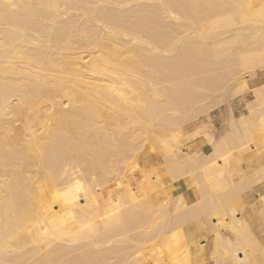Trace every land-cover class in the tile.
<instances>
[{"label":"bare ground","instance_id":"1","mask_svg":"<svg viewBox=\"0 0 264 264\" xmlns=\"http://www.w3.org/2000/svg\"><path fill=\"white\" fill-rule=\"evenodd\" d=\"M100 1L0 0V264H191L192 254L202 251L208 238L214 264H264V132L255 124L257 114H240L231 121L239 150L229 151L217 143L209 146L220 162L219 171L228 175L220 193L190 201L175 195L176 185L165 186L172 179L159 178L145 180L138 196L135 187L115 193L113 180L120 176L112 166L127 159L123 157L127 144L132 145L131 153L138 149L143 154L145 141L150 140L153 155L174 153L183 146L180 129H169L176 112V100L171 101L176 96L170 98L176 91L167 99L156 93L161 88L153 89L157 83L176 84V68L165 67L168 51L164 59L152 61L147 53L123 49L125 43L116 40L127 30L117 27L127 18L131 23L133 12L135 17L153 13L156 20L160 15L176 18V0L164 6L155 0L162 7L157 11L149 10L155 5L143 2L131 13L125 5L104 11ZM260 6L249 10L261 18L264 4ZM70 7L90 12L97 29L86 17L88 26L81 25L83 30H64L54 18ZM249 10L239 11L240 21L248 19ZM138 22L141 26L145 21ZM147 45L151 47L150 41ZM257 46L238 54L240 69L264 65V44ZM158 53L155 56L160 57ZM130 114H152L154 123L148 126ZM123 115L125 123L133 119L137 124L135 131L113 127ZM211 132L205 114L192 137L202 136L209 145ZM247 149L254 153L244 152ZM142 156L146 161L151 155ZM215 198L227 210L221 214L224 227L211 224L209 207ZM184 202L187 208L176 212ZM148 234L146 242L141 241L144 247H136V237Z\"/></svg>","mask_w":264,"mask_h":264},{"label":"rangeland","instance_id":"2","mask_svg":"<svg viewBox=\"0 0 264 264\" xmlns=\"http://www.w3.org/2000/svg\"><path fill=\"white\" fill-rule=\"evenodd\" d=\"M126 1L128 0H120V1L119 0L118 1L117 0H105V1L102 0V2L100 1L99 4L102 3V5L100 6H103L104 11L106 9H107L106 11L113 10L112 7L116 5L117 6L125 5V7H127V10L130 9L129 13H131L130 11L132 12L135 11L133 8H136V7L138 8L139 4H142L143 2H144L143 4H146V3L149 4V6H153V5H155V7L160 6L159 8H155L154 6L150 7L149 10H152V11H157V10H160V8H162L161 4H159L158 6V3L160 2H154L155 0H151V1L149 0H137V1L129 0L128 2ZM166 1L167 0L161 1V3L164 2L162 4L163 6L170 4L169 2L170 0L167 1L168 3H166ZM188 1L190 4H192V7L194 5L193 10L194 8L196 11L198 9L201 10V11L200 10L197 11V12L200 11L198 13L199 15L195 14L197 13L196 11L192 12L193 11L192 7L190 8L191 6L190 4L187 5L188 2L186 0L184 1L181 0V2L176 0V15H175L176 18H173L174 16H172V18L171 16H169L170 18H168V17H165V15L163 16L160 15L159 17L155 15L158 18V20H156L154 19V17H152L153 13L151 14L152 16H150V14H148L147 12L146 13L143 12L140 15L137 13L138 17L137 16L135 17L136 14L133 12L132 14H134L133 15L134 17H131L132 15H130L131 23H129L130 20L129 18H127L128 20L127 19L123 20V22L125 21L124 22L125 25H123V22L121 21L120 25L117 27V29L121 27L123 28V30L127 28V30L126 29L124 30V32L126 31L128 32L127 34L122 32L123 31L122 30V31H119L120 33L122 32L119 38L116 37V40L119 41L120 44L125 43L124 45H121V48L123 49L141 51V53L143 51V53L145 54L147 53L148 55L147 57L149 56L152 57V61L155 60L156 58L161 59V57H163L162 59H164L167 51H168V54L172 53V56L171 54L170 56L166 54L165 59L169 58L168 59L169 61L167 64H165L166 65L165 67L168 69L173 68V67L176 68V84H173V85L171 84V86H166V85H162L161 83L159 84L157 83V85L154 86L155 88L153 89H155L154 91H158V88L159 90L161 88V91H158L156 93H158L159 97H161V94H162V98H164V96L165 97L167 96L166 97L167 99L170 98L168 96L170 95L169 93H171V91L172 92L176 91L175 93L171 94L172 97L170 98L171 100L173 97L176 96V99L173 98L171 100V101L176 100V112L173 113L175 115L172 118L173 122L171 121L170 123L171 127L169 126V129H173V128L180 129L182 133V135L180 136L181 138L180 141L183 146H181L180 148H177L174 153L153 155L154 149L153 151L148 150V147H149L148 145L151 146V142L150 140L149 142L148 140H146L145 141L146 148L143 154L145 155L148 153V155H151V156L149 157L148 160L145 161L143 160L144 156H142L143 155L142 152H140L137 149L135 150L137 152H133V153L136 155L138 154V155L137 156L134 155L133 153H131L132 145L127 144L125 146L126 149L124 150V153H123V157H127V159H122L120 162L115 163L112 166V170L113 168L115 169L113 170L114 173H117L120 176V178H116L113 180L114 181L113 188L117 191L115 193H118V191L122 192L124 189L125 190L133 189L135 187L137 190L136 196H138L141 192L140 189H141V185L143 184V182L145 180H150V179L153 180L155 178H159V181L162 179L164 180V182H166L169 179H172V182L169 181L168 183H165V186L170 187L173 184L176 185L175 195L182 196V197L188 196L190 201L192 199H197L198 197L206 196L209 193H220V191L226 186L228 175H226V173L223 171L221 172L219 171L220 162L214 159L213 156L210 154V150H209L210 144L212 145V144L217 143L229 151L239 150V144L235 139L233 126L230 124L231 121L240 115L238 111L245 109L246 102L248 100H251L250 94L252 96V100L251 102L247 103V109L257 107L262 110V106H264L262 98L260 99L259 97L258 100L254 98L256 94L261 96V92H262V89L264 88V84L261 85L260 87H255V88L254 87L249 88L248 86L250 81L254 80V78H257L264 73V67L263 68H252L250 70L245 71V70L240 69L237 63L238 54H242V52L243 54H247L249 52L254 51L256 49L255 47L256 45L260 46L264 44V16L261 18L256 17L249 10L250 7L258 8L257 6H260V4H264V2L262 3V1L264 0H227V1L226 0L225 1L224 0H210L208 2L210 3L209 5H207L208 3L205 0L204 1L197 0V2L196 0L194 2H190L191 0H188ZM98 2L99 1H97L96 3ZM107 2H109L111 5H109V3L108 5H106ZM116 2H119V3H116ZM182 2L184 5L183 8L187 10L182 8L181 6ZM118 4H122V5H118ZM201 4L202 6L204 5V7H200ZM109 6H111V9L109 8ZM188 6H189V9H188ZM205 6L208 8H206ZM66 9H68V11ZM66 9L64 8L65 11L58 14L57 17L54 18V20L62 22L61 23L62 27L65 28L64 30L66 31H74L76 28H81V25H83L84 28H86L88 25L85 26L86 23L84 22H87V19H89L88 20L89 25L91 23L96 22V21L93 22L95 19L94 17L91 16L90 12L88 14V12L84 10H80L84 12L82 13L79 10L77 11L78 8L73 10L71 7L66 8ZM123 9L122 10L118 9V12L123 11ZM127 10L124 9V13H126L125 11ZM248 10L250 11V15L245 16V19L247 18L248 19L245 21H240L238 18L239 11L248 12ZM183 11L185 12V14ZM191 12L194 13L195 15H193ZM202 12L203 14L204 13L206 14L203 15ZM220 12H223V14L222 15L219 14ZM143 14H146V15H144L142 18ZM190 14L193 15L192 18ZM82 16H83V20H81ZM139 16L141 19H137L139 18ZM86 17L87 19H84ZM135 18L137 22L135 21ZM141 20L145 21L142 24H144V27L146 26V28L143 27V31L141 29L143 25L141 24L140 26V23L138 22V21L142 22ZM133 21L134 23H136V25L133 24ZM209 22H212V24L211 25L208 24L206 26V24ZM137 23H139V26L137 25ZM161 23H162V26H161ZM128 24L129 26L126 27V25ZM71 25L73 27L75 25L76 26L75 28H73ZM91 25L92 27L95 26L93 24ZM150 25H153V26H150ZM203 25L205 26L203 27ZM68 26L71 28H69ZM133 26L135 27L132 28ZM128 27L130 31L128 30ZM72 28L73 30H69ZM93 28L97 29L96 26ZM81 29L83 30V28ZM131 30L133 31L134 34L132 33ZM137 30L138 31L141 30V31L137 33L138 32ZM31 33L34 34L33 31ZM123 33L126 35L124 36ZM171 33L172 35H170ZM132 36L138 37V39H140V42H135V40L132 41L133 39H135L134 37L132 39ZM146 36H148L147 39H146ZM138 39L136 38L137 41ZM154 39L156 40L154 41ZM148 41H150L151 47L153 46L152 48L148 47L149 46L147 45ZM154 42H157L156 43L157 45ZM153 48H154V51H153ZM165 50H166V53H165ZM169 50H172V52ZM157 53L160 55V57L158 55H156L157 57L155 56V54ZM161 53H163L164 56H162ZM173 57H174V60H173ZM172 62L173 64L175 63L176 65L175 64L172 65ZM169 63H171L170 67H168ZM158 85H162V86L159 87ZM164 86L165 88H163ZM172 86H175V87H172ZM171 87L175 90L170 89ZM163 91L165 92L163 93ZM148 96L154 97L153 95L151 96L150 93ZM62 106L67 107L66 102H64ZM185 114L186 116H184ZM187 114H190V116L189 115L187 116ZM196 114H198V116H196ZM205 114H208V116L210 117L211 126H212V132L209 137L210 138L209 145L205 142L202 136L192 137V132L195 129L196 123ZM113 115L117 116L116 114H113ZM130 115H133L132 116L133 119L140 118L142 122L145 121L144 123L147 124L148 126H151L154 123V120L150 118L152 114H145V115L142 114V116L141 114H130ZM261 115L263 116L264 114H261ZM140 116L143 119H141ZM189 117H191V119ZM122 118H123V121H122ZM124 118H125V115H123L122 117H118L117 119H119V122H118L119 124L118 126L113 125V127H118L115 129L117 130L119 129L122 132H127L128 130L135 131L137 124L133 121V119H129L130 122L128 121V123H125L127 122L128 119L126 117L125 122H124ZM174 118H175L176 123L174 121ZM183 135L184 136L186 135V137H183ZM244 152H247L251 155L254 153V150L247 149ZM129 153H130V156H129ZM232 176L233 178L235 177V175L233 174ZM248 191L252 193L250 195V193L248 192L250 197H253L254 191H252L251 188ZM135 199L136 198H134V201ZM189 205L194 207L196 203L189 202ZM186 208L187 206H185V202H184L183 205L176 206V212L184 210ZM192 209H196V207ZM209 209L213 211L212 218L214 219V221L212 222L214 223H211L212 226L224 227V224L221 223L223 220L221 214L222 212L227 211V210L223 202L221 200H218V198H215L212 202V205L209 207ZM149 236H150L149 234L146 235V237L141 236L142 239L141 237L138 238L137 236L136 238L138 239V241H137L136 247L141 246V244L143 245L141 247H144V244H146L145 240H147ZM133 238L136 239L135 237ZM141 241H145V242H141ZM204 243H205L204 249L202 251H200L198 254L196 253L192 254L194 256H191V259H192L191 260L192 262H190L191 264L192 263L194 264H214L211 259H210L211 261L209 260L210 258L209 251H210V243H211L210 238L205 240ZM196 256H198V258H196ZM205 256L207 257V260H205ZM196 261H198V263Z\"/></svg>","mask_w":264,"mask_h":264},{"label":"crops","instance_id":"3","mask_svg":"<svg viewBox=\"0 0 264 264\" xmlns=\"http://www.w3.org/2000/svg\"><path fill=\"white\" fill-rule=\"evenodd\" d=\"M263 67H264V65L257 66V67L253 66V67L244 68L242 70L247 71V70H250L252 68H263ZM263 84H264V73L262 75H260L259 77L254 78V80L250 81L248 86H249V88H252V87L255 88V87H260ZM259 97H260V99L262 98L263 104H264V88L262 89L261 96L256 94L254 98H256L258 100ZM250 98L252 100L251 94H250ZM251 100H248L245 104V109L238 111V113L239 114H257L255 124L257 125V127L260 128V130L262 132H264V115L263 116L261 115V114H264V106H262V110L260 108H257V107L247 109V103L251 102ZM258 130L259 129L253 131V135H252L253 138L256 137V135L258 134V132H257ZM205 260H207L206 256H205Z\"/></svg>","mask_w":264,"mask_h":264}]
</instances>
